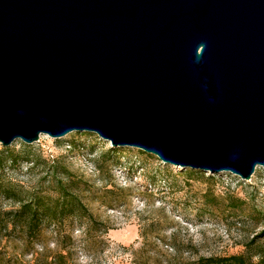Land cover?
Instances as JSON below:
<instances>
[{"label": "water", "instance_id": "obj_1", "mask_svg": "<svg viewBox=\"0 0 264 264\" xmlns=\"http://www.w3.org/2000/svg\"><path fill=\"white\" fill-rule=\"evenodd\" d=\"M72 132L251 179L264 0H0V142Z\"/></svg>", "mask_w": 264, "mask_h": 264}, {"label": "rangeland", "instance_id": "obj_2", "mask_svg": "<svg viewBox=\"0 0 264 264\" xmlns=\"http://www.w3.org/2000/svg\"><path fill=\"white\" fill-rule=\"evenodd\" d=\"M4 148L20 157L5 163L4 180L29 193L54 195L56 179H66L67 169L96 223L85 216L66 220L71 240L52 227L33 245L1 239L0 264H52L63 244L74 264H183L202 256L258 259L264 252V166L249 180L182 168L135 147H115L90 132L42 134L31 144L0 142V153ZM231 200L240 207H231ZM0 205L9 209L15 203L1 199Z\"/></svg>", "mask_w": 264, "mask_h": 264}, {"label": "trees", "instance_id": "obj_3", "mask_svg": "<svg viewBox=\"0 0 264 264\" xmlns=\"http://www.w3.org/2000/svg\"><path fill=\"white\" fill-rule=\"evenodd\" d=\"M0 153V200L11 199L15 205L5 209L0 205V240L19 238L28 245H33L42 236L46 227H52L55 233L63 238L71 240L64 230L66 220L71 217H88L91 223H96L95 217L90 213L88 207L82 201L79 193L76 192L77 183L72 181V175L67 169L62 173L66 179H56L55 194L27 192L11 181L4 180L1 176L6 162L16 163L20 160L9 148ZM119 149H113L116 152ZM147 154L144 151H141ZM8 154V155H5ZM28 161L34 162L31 158ZM197 172V171H190ZM231 200V207L238 208L239 204ZM18 234V236H15ZM150 243L149 238H145ZM252 244L255 240H252ZM249 245V248L250 246ZM71 249L63 244L60 252L52 257V264H74L70 258ZM258 254V253H257ZM256 254V255H257ZM255 255V256H256ZM258 259L253 255L235 254L230 256L199 257L183 264H264V252L259 253Z\"/></svg>", "mask_w": 264, "mask_h": 264}]
</instances>
